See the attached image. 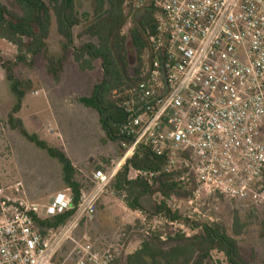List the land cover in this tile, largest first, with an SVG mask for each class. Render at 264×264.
I'll return each instance as SVG.
<instances>
[{"label":"built area","instance_id":"1","mask_svg":"<svg viewBox=\"0 0 264 264\" xmlns=\"http://www.w3.org/2000/svg\"><path fill=\"white\" fill-rule=\"evenodd\" d=\"M126 5L129 12L154 6L158 13L138 65L140 80L123 105V158L109 171L95 170L92 188L82 190L77 203L65 188L42 209L22 197L21 182L12 187L15 199L0 197V264H115L112 247L98 251L86 237L75 257H58L82 220L94 217L99 200L139 148L162 164L130 167L129 180L152 184L171 176L191 192L171 204L186 207L184 221L204 222L206 199L264 201V0H126ZM70 211L72 218L57 228L42 232L37 224ZM135 213L146 221L142 210ZM156 225L194 232L162 214L149 228Z\"/></svg>","mask_w":264,"mask_h":264},{"label":"trees","instance_id":"2","mask_svg":"<svg viewBox=\"0 0 264 264\" xmlns=\"http://www.w3.org/2000/svg\"><path fill=\"white\" fill-rule=\"evenodd\" d=\"M12 1L15 9L0 1V38L16 48L13 58H0L10 92L15 99L8 124L24 139L59 163L64 189L70 188L73 191L77 203L81 191L90 190L92 183L84 185L78 178L79 170L67 153L44 142L37 134L30 133L23 120L16 117L32 87L31 81L21 76L18 70L35 67L42 57L45 59L48 75L59 83L70 60L83 72L91 71L94 63L98 61L102 78L89 95L79 99V103L98 114L99 123L108 140L116 142L124 152L122 143L126 140L120 132L126 119L123 105L130 96L129 91L140 80L139 68L133 70L130 65L127 40L129 36L137 59L141 61L149 45V38L156 31L158 12L154 6H149L133 15L127 35L123 32L129 20L126 0H94L92 13H80L76 0ZM54 26L61 39L60 52L57 55H52L48 46ZM81 26L83 30L79 33V38L87 40L77 46L74 29ZM161 164L162 160L149 149L139 148L122 166L110 187L117 193L125 194L129 208L134 211L144 209L141 204L144 196L154 197L156 203L152 214L182 220L194 232L186 235L176 231L169 235L149 237L142 241L137 250L126 256L125 264H209V261L214 260L215 252L223 255L227 264H264V259L257 262L255 255L247 258L242 253L236 239L243 233V225L240 224L238 215L234 217L233 236L219 223L184 221L182 210L174 209L171 204L187 199L191 192L175 183L171 176H159L152 184L141 178L129 180L130 167L151 169L160 167ZM73 215L74 211H70L47 220L36 221L44 232L45 227L57 228L68 222ZM216 263L222 264L219 261Z\"/></svg>","mask_w":264,"mask_h":264},{"label":"rangeland","instance_id":"3","mask_svg":"<svg viewBox=\"0 0 264 264\" xmlns=\"http://www.w3.org/2000/svg\"><path fill=\"white\" fill-rule=\"evenodd\" d=\"M0 1L11 9L16 8L12 0ZM76 4L80 13H92L95 3L94 0H76ZM137 14L129 12V20L123 29L125 34L129 35L132 16ZM82 30V26L74 29L77 46L87 40L79 38ZM60 43L61 39L54 26L48 41L52 55L60 52ZM127 47L130 65L134 70L140 60L137 59L129 36ZM15 55L16 48L0 38V58H13ZM18 71L21 76L31 81L32 87L16 117L23 120L30 133H35L49 145L64 150L79 170L78 178L84 185L91 183L90 178L96 169L109 171L112 165L122 160L124 152L116 142L108 140L99 123L98 114L79 103V99L89 95L102 78L98 61L94 63L91 71L83 72L70 60L59 83L48 75L46 62L42 57L35 67L20 68ZM14 104L15 99L0 64V197L15 199L17 195L12 187L21 182L24 187L22 197L43 209L50 203L57 189H64L61 168L56 160L11 129L8 117ZM49 127L53 128L50 132ZM155 203L156 199L150 195L141 199L144 207L141 210L146 218L144 222L129 208L126 195L109 187L99 200L94 217L83 219L71 240L66 243V258L75 257L78 244L86 237L98 250L112 247L116 264H125L126 256L137 250L143 240L180 231L170 225L149 228L155 216L152 214ZM184 208L182 211L187 210ZM201 211L204 215L202 221L219 223L231 236L234 217L238 215L240 224L243 225V233L236 239L242 253L247 258L255 255L257 262L264 259V201L256 203L253 200L206 199ZM216 261L227 264L224 256L217 252L209 264H217Z\"/></svg>","mask_w":264,"mask_h":264},{"label":"crops","instance_id":"4","mask_svg":"<svg viewBox=\"0 0 264 264\" xmlns=\"http://www.w3.org/2000/svg\"><path fill=\"white\" fill-rule=\"evenodd\" d=\"M60 191H61V190H60ZM58 192H59V190L57 189L56 192H55V194L58 193ZM55 194H54V196H55ZM54 196H53V197H54ZM51 200H52V199H51ZM93 245H94V244H93ZM65 248H66V246L63 247V250L61 251V254H60V256L62 255L64 258H66V255H68V254L65 252ZM94 248L96 249L95 245H94ZM96 250H98V249H96ZM103 250H104V249H103ZM103 250H98V251H103ZM65 254H66V255H65Z\"/></svg>","mask_w":264,"mask_h":264}]
</instances>
